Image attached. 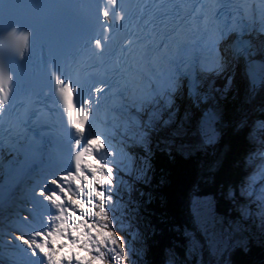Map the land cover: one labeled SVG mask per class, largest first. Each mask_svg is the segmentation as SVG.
Masks as SVG:
<instances>
[{"label": "snow or ice", "instance_id": "6c2138e0", "mask_svg": "<svg viewBox=\"0 0 264 264\" xmlns=\"http://www.w3.org/2000/svg\"><path fill=\"white\" fill-rule=\"evenodd\" d=\"M175 2L178 0H152L151 9L148 0L131 5L122 0L119 7L116 0L101 4L100 16L103 19L100 23L105 33L104 42L102 44L99 38L92 41L96 50L93 56L98 80L75 81L81 96L79 106L72 98L71 78L65 83L61 76L56 75L64 71L63 65L57 68L50 62L49 69L55 76L75 130V153L73 155L69 151L68 167L59 174L44 176L43 182L37 180L29 212L23 216L26 224L36 226L15 236V241L24 246L20 251L27 257V264H103L105 250L114 253L117 264H124L126 256L133 257L140 251H133L128 236L117 235L122 223L118 213L129 215L136 209L119 201L117 193L121 188L115 181L120 178L121 184L130 189L131 186L122 178L123 172L132 175L134 180L150 182L151 134L164 131L174 122L179 110L178 94L186 95L196 106L207 101L208 90L203 89L202 81L194 75V68L199 62L202 71H223L226 57L221 54L220 44L227 40L229 32L239 34L242 31L233 27L222 30L207 17L199 26L194 23L170 25L167 16L163 22L158 21L157 13H165ZM261 3L264 4V0ZM109 6L115 15L117 29L122 27L119 24L121 20L135 27L142 15H147L143 21L147 28L142 27L145 36L138 38L134 48H106L109 39L107 33L110 31L107 22ZM133 10L141 15H134ZM6 29L11 34L18 29L31 31L35 25L30 21H14L6 23ZM260 30L264 31V25ZM197 33L203 35L198 36ZM132 43L131 39L125 41L126 46ZM234 44L237 52L243 51L246 58L249 81L252 84L264 82V61L247 60V41L240 42L237 38ZM208 48L212 50V55L206 59L202 53ZM25 59L22 54L20 60L16 61L13 75L17 82L25 70ZM4 63L7 61L0 58V65ZM2 74L3 68L0 66ZM231 83L228 82L229 85ZM4 91V88H0V93ZM3 107L4 100L0 99V109ZM101 114L104 116V131L94 132L92 128L96 126V117ZM188 115L185 112L184 118ZM217 119L212 109L204 111L200 120L202 146L217 143ZM237 127H243V122ZM257 130H264V121H257L248 135L255 137ZM179 134L173 130L169 138L162 140L164 150L171 153L175 145L177 153L188 156V145L177 144L174 139ZM34 148L38 151L39 145L34 144ZM108 149L121 159L113 157L111 163L102 161L100 156ZM137 149L145 153L140 162H137ZM260 155L264 156V152ZM85 157H92L94 163H89ZM221 163L222 157L212 162L210 170L214 171ZM246 187L250 189V185ZM148 199H152L151 195ZM258 199L264 201V195ZM148 226L154 227L151 222ZM131 235L141 238L144 233L132 232ZM9 242L12 243L11 240Z\"/></svg>", "mask_w": 264, "mask_h": 264}, {"label": "rangeland", "instance_id": "374dc122", "mask_svg": "<svg viewBox=\"0 0 264 264\" xmlns=\"http://www.w3.org/2000/svg\"><path fill=\"white\" fill-rule=\"evenodd\" d=\"M233 65H234L232 67L233 70H236L235 77H238L239 76L238 66L234 62ZM223 74L225 75V73ZM224 75H218V77H222ZM229 81H232L231 83L232 87H230L229 90L236 91L237 83H235V80L231 79L228 80V82ZM228 87L229 85H226V88ZM262 92L264 98V88L259 89L258 87H256V89L254 88L251 89V91L248 93L249 95L244 101L245 103L248 104L249 102H251L250 103L251 106L249 107L248 111L242 112V118L236 121L235 123L236 129L234 128L235 130L241 129L242 127H237V126L241 122H243V126H246L247 129L246 130L247 137L245 138V140H247L248 146L244 145L246 152H242L240 156H237V159H235L233 162V167H234V171L236 172L235 174L238 176V171L243 172L245 180L249 183H254V182L259 183L260 179H262L259 176V174L264 168V156L260 155V153L264 152V133H262L264 130H257L255 137H250L248 135V133L255 127L256 122L259 121L257 118H255L256 115L264 111V99L263 100L261 98L256 99L257 94H261ZM178 98L179 99L181 98L179 94H178ZM225 99H227L226 96ZM217 103H218V99H216V102H214L213 104L214 106L216 105V107L213 106L215 110H218V108H220ZM185 107L186 108L190 107L188 102L184 104V106L179 108V110L176 112L175 115L176 116L175 119L178 120L183 119L182 121L183 128L179 130L177 126V122H175L174 120V122L170 125V127L165 129L164 131L158 133L153 132L150 136V140H151L150 147L152 148L151 150H153V148H157L159 146V142H161L163 139L167 137V136L165 138L162 137L164 136L163 133H168L169 135L167 138H169L170 133L173 130H176L178 132L180 131L179 132L180 134L174 137L176 143L189 145L188 147L189 152L191 151V149H196V148L203 149L204 146L201 145V142H199V140L195 141L194 139H192V136L197 135L195 131L183 130L185 129L184 128L185 124L187 125L186 128L190 129L191 124L193 128V126L196 125V121H197L196 117L198 115L196 111L192 110V112H190ZM185 112L189 113L186 119L184 118ZM256 112L257 114L255 115ZM251 144L254 145V148L250 146ZM214 146L215 144L214 145L211 144V146H209L208 149L210 147H212L211 149H213ZM174 148L175 145L172 146V149ZM108 151H110V156H108L109 158L107 160L109 163H111L113 157H115L117 160L121 159L120 157H117L116 153L111 149H108ZM191 154L192 152L189 155ZM245 158L248 161H246ZM257 160H260L262 165H260V163L256 164ZM150 175L151 176L153 175L152 179L155 176L154 172H152V174L150 172ZM122 178L123 180L127 181L128 185H131L132 183H135V185H137V196H139V200L142 203L144 202L146 203L148 200L147 199L148 197L146 195L149 192L147 186H149L150 183H143L139 180H134L132 175H127L124 174L123 172H122ZM38 179L40 180V178ZM233 181L234 183H236V187H237V189L233 192V194L235 193L248 194V198L253 199L252 206H247L248 204L244 203L245 206L239 205L236 210H232L228 208L225 204L221 203L223 205V210H222V208L218 209L219 205L216 209L215 203L212 202V198L210 197H192L190 199L189 215L191 217V222L194 229L186 232V236L188 238V244L186 246V250H185L186 252L184 254V257L178 256L177 252L174 250L173 251L169 250L165 253V257H166L165 264H203L202 262L203 243H201V239H203V242L207 247L206 251H204V253H207L205 257L206 260L205 264H231L228 262V260L230 259L231 253L234 250V248H237V246H240L245 243L247 244L249 241H253L256 245H261L264 254V214H262V210H261L264 202L258 199L259 196L264 195V192H262L261 194L260 191L262 189H260V185L255 184L256 186L250 187L249 191L251 192V194H249L248 193L249 191H247L245 187L242 188L241 184H239L237 180H233ZM115 183L121 188V191L117 193L119 201H123L126 203L127 201L130 202L131 199L128 200L125 199L121 195V193L122 190H124V191H128L127 195L134 196L132 189L124 187L121 184L120 178H117ZM245 186L247 185L245 184ZM231 190L232 189L229 188L227 189L226 196H229L228 191ZM135 202L136 199H134V203L130 206V208L133 207L136 209V211H138L139 209L141 210V208H139L138 206L139 203L136 205L138 206L137 208L136 206H134ZM27 205L29 208V204ZM116 206H117L116 204L113 205L114 208H116ZM136 211L129 215H123L122 213H118V219H121L122 223L119 226V231H117V235L128 236L131 245L130 247L134 250L139 249L140 254H143L147 248L145 240L147 236L150 234L151 228H149V226L147 225L145 216L140 214V212L137 213ZM17 214L22 217V215L25 213L18 210ZM127 217H129V219ZM15 224L17 225V228L11 227L12 231H9L8 234L6 232L0 231L1 233L0 243H2L3 245L0 247V254L2 252H11L16 254L19 253L17 249L14 250V248L11 247V245H13L15 242L14 236L12 234L14 233L18 235L17 233L18 225L20 230L29 229V225L27 224L23 225L21 220H18V223L15 222ZM132 232H137V233L143 232L144 235L141 238H137L131 235ZM10 240L12 241L13 244L9 242ZM8 245H10V247ZM244 250L246 251L247 248L244 247ZM138 253L137 255H135L136 258L133 257L134 259L129 257L127 263L146 264L147 259H145L143 256H140ZM80 254L84 255V253H80ZM113 261H116L114 258V253L105 250V259L103 261V264H108ZM193 261L195 262L193 263ZM0 264H4V262L0 260Z\"/></svg>", "mask_w": 264, "mask_h": 264}, {"label": "trees", "instance_id": "16d2710c", "mask_svg": "<svg viewBox=\"0 0 264 264\" xmlns=\"http://www.w3.org/2000/svg\"><path fill=\"white\" fill-rule=\"evenodd\" d=\"M237 84L236 91H231L230 96L225 99L223 119L227 127L220 131L213 149L205 146L203 149H191L189 154L191 152L192 154L188 156L177 153L175 148L169 153L164 150V145L151 150L150 172L151 174L154 172L155 176L153 179V175L151 176L150 185L147 186L149 192L145 195L147 197L151 195L152 199L147 198V202L142 203L138 196V206L141 210L136 211L145 216L147 225L149 222L154 225V227L149 226L151 231L145 240L147 245L145 252L138 253L147 259L146 264H165V253L169 250H174L178 256L184 257L188 244L186 232L194 229L189 215L190 199L213 196L218 188L227 189L229 180L238 178L233 162L242 152H246L245 146H248V143L245 140L246 126L235 130V123L242 118V112L247 111L250 104L244 102L248 96L245 83L237 81ZM216 97L219 98L218 95ZM259 98L264 99L263 92L257 94L256 99ZM256 118L264 121V111L257 114ZM250 146L254 148V145ZM221 157L222 163L214 171L210 170L212 162ZM134 194H137V190ZM218 203H222L220 197ZM201 243H203L202 262L205 264L207 253L204 251L207 247L203 239ZM244 247L247 248L246 251ZM133 251L136 250L133 249ZM228 262L231 264H264L263 249L261 245L249 241L247 244L234 248Z\"/></svg>", "mask_w": 264, "mask_h": 264}, {"label": "bare ground", "instance_id": "6f19581e", "mask_svg": "<svg viewBox=\"0 0 264 264\" xmlns=\"http://www.w3.org/2000/svg\"><path fill=\"white\" fill-rule=\"evenodd\" d=\"M222 50V49H221ZM262 51V49L260 48V47H257V49H256V52H261ZM263 52V51H262ZM223 72V71H222ZM223 77V76H222ZM237 83V82H236ZM262 83H264V82H262ZM261 83V84H262ZM203 84H207L206 82H203ZM237 85V84H236ZM253 87H255L254 85H253ZM257 87V86H256ZM222 88H226V85H224ZM256 89V88H255ZM218 88H216L215 89V91L213 90V93H214V95H215V93L217 94V92H218ZM222 95V94H221ZM221 95H218L219 96V98L221 97ZM216 97V96H215ZM219 98H217L216 97V99H219ZM184 102L185 103H187L188 101H186V98H185V95L184 96H181V98H180V100H178V104H179V108H181L182 106H184ZM212 104H213V102H212ZM212 104H210L209 103V101H206V102H201L200 104H199V107L202 109V110H206V109H212ZM218 104V103H217ZM208 105H209V107H208ZM214 107H216V105L214 106ZM200 109V110H201ZM198 114H199V112H200V110H197V109H194ZM216 112H218V110H215ZM192 116V115H191ZM180 121V120H179ZM65 120L61 123L62 125H65ZM189 129V128H188ZM184 130V129H183ZM218 130V132H219V129H217ZM96 132V131H95ZM101 132H103V131H101ZM220 133V132H219ZM200 137V136H199ZM192 139H194V140H196V141H198L199 140V138H198V136L196 135V136H192ZM104 153H106V151L104 152ZM104 153L103 154H101V156L100 157H104L103 159H104V161H107L108 160V156L106 155V156H104ZM88 162L89 163H91L89 160H88ZM260 163V165H262V163H261V161L260 160H257L256 161V164H259ZM256 167V166H255ZM259 176L262 178V179H264V168L262 169V171L260 172V174H259ZM41 182H43V178L40 180ZM245 184H248V183H245ZM263 186H264V182H263ZM258 188V187H257ZM261 189V188H260ZM255 190H256V188H255ZM257 192V191H256ZM243 203H245V202H243ZM244 206H245V204H244ZM240 208V207H239ZM241 209V208H240ZM249 219H250V217H249ZM13 244V243H12ZM1 246H3L2 245V243H0V247ZM9 247H10V245H8ZM12 246V245H11ZM7 248V247H6ZM5 248V249H6ZM15 250V249H14ZM13 252V251H12ZM5 260L7 261V263L8 264H12L13 263V261H12V259L10 258V261H8L6 258H5Z\"/></svg>", "mask_w": 264, "mask_h": 264}, {"label": "water", "instance_id": "95a60500", "mask_svg": "<svg viewBox=\"0 0 264 264\" xmlns=\"http://www.w3.org/2000/svg\"><path fill=\"white\" fill-rule=\"evenodd\" d=\"M200 135H201V130H200ZM207 146H211V144L207 145Z\"/></svg>", "mask_w": 264, "mask_h": 264}]
</instances>
